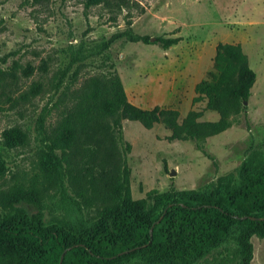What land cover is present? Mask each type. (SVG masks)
Returning <instances> with one entry per match:
<instances>
[{
	"label": "rangeland",
	"instance_id": "1",
	"mask_svg": "<svg viewBox=\"0 0 264 264\" xmlns=\"http://www.w3.org/2000/svg\"><path fill=\"white\" fill-rule=\"evenodd\" d=\"M115 21L100 5L83 7L80 0H44L30 6L24 0H0V67L17 62L37 65L49 57V75L74 68L82 76L113 71L126 100L141 108L158 106L177 111L178 121L191 109L199 120H216L205 102H192L195 84L213 74L212 58L218 43H238L255 74L243 109L224 131L207 137L202 149L191 139L168 140L170 131L161 121L144 128L134 120H121V149L129 168L132 199L144 198L152 215L161 211L159 196L192 191L207 197L211 192L235 187L241 164L254 152L264 156V0H135ZM146 36L144 42L139 37ZM178 37L162 48L155 37ZM151 38V39H150ZM37 78L33 74L24 82ZM66 77L54 93L36 96L30 104L0 110V188L26 182L36 169L34 160L43 147L36 118L43 106L62 97ZM62 104H58L61 109ZM55 109L45 122L52 123ZM13 125L27 133L25 146L9 148L1 133ZM38 179L37 183H40ZM154 190L149 196L146 193ZM162 201V199H161ZM164 201V199H163ZM65 180L35 200L17 202L10 214L43 225L58 223L74 231L90 228L92 208L81 206ZM243 225L234 222L226 235L209 245L191 264H238L237 236ZM249 264H264V234L250 236ZM121 264H160L133 257Z\"/></svg>",
	"mask_w": 264,
	"mask_h": 264
},
{
	"label": "trees",
	"instance_id": "2",
	"mask_svg": "<svg viewBox=\"0 0 264 264\" xmlns=\"http://www.w3.org/2000/svg\"><path fill=\"white\" fill-rule=\"evenodd\" d=\"M44 0H24L40 6ZM84 8L100 5L115 21L122 9L135 0H80ZM138 39L146 42L147 37ZM178 37H155L162 48ZM50 58L37 65L13 62L0 67V110L31 103L36 96L54 93L66 77L65 90L50 106H43L36 118L43 147L34 160L36 172L26 182L0 188V264H121L138 257L160 264H191L209 245L216 244L232 223L243 225L237 236L238 264H249L254 233L264 234V156L254 152L241 164L237 186L216 190L207 197L179 191L162 195L161 211L152 215L144 198L132 199L129 168L121 149V120L139 122L151 128L163 122L168 140L191 139L197 148L207 137L227 129L243 109L255 74L238 43L220 42L212 58L214 72L194 86L192 102L204 101L216 120H199L200 111L189 110L180 121L177 111L158 106L141 108L126 100L117 74L96 71L82 76L74 68L49 75ZM37 78L24 82L33 74ZM58 104H62L58 109ZM54 110L52 123L45 122ZM9 148L25 146L27 133L13 125L1 133ZM3 169L0 165V177ZM40 179V183L38 182ZM65 180L85 208H92L95 221L90 228L74 231L58 223L43 225L39 218L27 220L21 213L7 212L12 204L41 197ZM155 193L150 190L149 196ZM162 199V201H161ZM164 199V201H163Z\"/></svg>",
	"mask_w": 264,
	"mask_h": 264
},
{
	"label": "water",
	"instance_id": "3",
	"mask_svg": "<svg viewBox=\"0 0 264 264\" xmlns=\"http://www.w3.org/2000/svg\"><path fill=\"white\" fill-rule=\"evenodd\" d=\"M151 39V38H150ZM245 103V100L242 102V104H244ZM264 218V217H263ZM61 260H62V253L60 254V256H59V261H58V264H60L61 263Z\"/></svg>",
	"mask_w": 264,
	"mask_h": 264
}]
</instances>
